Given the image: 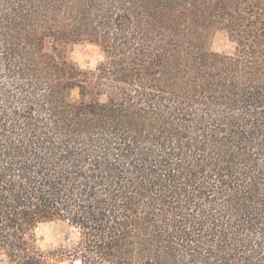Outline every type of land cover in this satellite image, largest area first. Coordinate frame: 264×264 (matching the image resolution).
Instances as JSON below:
<instances>
[{
  "label": "trees",
  "instance_id": "1",
  "mask_svg": "<svg viewBox=\"0 0 264 264\" xmlns=\"http://www.w3.org/2000/svg\"><path fill=\"white\" fill-rule=\"evenodd\" d=\"M0 254L264 264V0H0Z\"/></svg>",
  "mask_w": 264,
  "mask_h": 264
},
{
  "label": "rangeland",
  "instance_id": "2",
  "mask_svg": "<svg viewBox=\"0 0 264 264\" xmlns=\"http://www.w3.org/2000/svg\"><path fill=\"white\" fill-rule=\"evenodd\" d=\"M212 51L219 54H232L235 45L229 40L224 32H217L211 43ZM70 59L81 69H94L95 66L103 60L99 49L89 44H78L69 48ZM68 228L61 222H50L40 226L37 230V237L40 246L47 251H61L65 249V239L68 234ZM0 264H6V258L0 254ZM55 264H70L67 261L57 262Z\"/></svg>",
  "mask_w": 264,
  "mask_h": 264
}]
</instances>
